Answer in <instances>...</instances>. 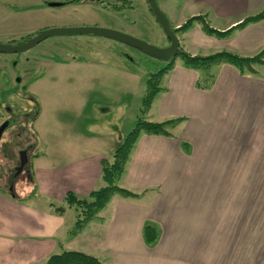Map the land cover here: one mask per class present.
<instances>
[{"label":"crops","instance_id":"0c3cea01","mask_svg":"<svg viewBox=\"0 0 264 264\" xmlns=\"http://www.w3.org/2000/svg\"><path fill=\"white\" fill-rule=\"evenodd\" d=\"M158 6L168 22L177 8L203 16L216 31L230 29L218 38L225 40L224 51L252 57L264 50V18L235 27L258 14L264 0H180L178 6L162 0ZM177 37L188 53V30ZM198 37L205 46L213 43V36ZM197 51L188 54L199 56ZM73 66L86 72L101 67ZM214 67L213 85L199 90V73L174 62L147 115H156V122L184 120L170 129L171 137L140 136L119 181L139 197L115 195L121 199L78 231L73 208L58 215L49 204H61L67 193L85 198L102 187L101 161L124 135L118 130L103 135L93 119L77 131V141L72 130L67 141L47 143L51 165H36L32 183L17 195L0 193V264H47L67 251L92 255L102 264H264V57L253 73L227 64ZM90 77L73 80L82 103L95 93L90 80L96 78ZM146 224L156 230L152 245L143 239Z\"/></svg>","mask_w":264,"mask_h":264},{"label":"rangeland","instance_id":"374dc122","mask_svg":"<svg viewBox=\"0 0 264 264\" xmlns=\"http://www.w3.org/2000/svg\"><path fill=\"white\" fill-rule=\"evenodd\" d=\"M161 1L156 0L158 5ZM63 2L0 0V44L16 46L24 38H32L48 29L88 24L119 31L158 48L169 44L146 0H128L126 6L112 8L99 4H48ZM169 2L178 6L180 0ZM175 11V18L169 19L171 29L173 24L178 21L183 24L191 17L186 10L176 8ZM201 30L202 25L197 23L188 30V53L194 52L196 47L199 56L224 50L225 40L214 36L209 37L212 45L202 44L203 39L197 36H207ZM199 40L201 46H197ZM176 60L181 62L180 58ZM167 62L123 41L99 35H55L23 53L0 52V122L17 116V122L5 130L0 139V193L14 196L30 186L34 167L43 169L52 163V159L45 156V145L67 141L72 130V138L77 141V131L93 124V119L103 135L116 130L121 135L128 134L140 117L146 78ZM87 63L101 67L98 72H86L82 67L73 66ZM124 73H131V80L129 76L125 79ZM84 76L96 78L90 80L95 84L94 88L90 86L95 93H91L86 103L79 101L74 82L80 77L86 79L82 78ZM36 81L37 86L33 87ZM97 81L100 86H96ZM70 83L73 84L66 86ZM145 119L159 123L156 115H146ZM25 144L29 145L27 171L30 177L23 172L15 178L13 168ZM32 193L37 194L34 185ZM120 197L115 196L109 204ZM73 213L71 210L68 217Z\"/></svg>","mask_w":264,"mask_h":264},{"label":"trees","instance_id":"16d2710c","mask_svg":"<svg viewBox=\"0 0 264 264\" xmlns=\"http://www.w3.org/2000/svg\"><path fill=\"white\" fill-rule=\"evenodd\" d=\"M150 13L151 10L149 9ZM152 15V13H151ZM264 18V6L262 10L252 17L245 18L235 27H243L248 23L256 22ZM199 22L202 25V31L207 36L216 38H224L230 31H216L211 28L203 16H192L188 18L178 28H170V30L178 35L189 30L192 25ZM161 29V28H160ZM165 37V36H164ZM30 38V37H29ZM23 40V43L26 42ZM167 40V38L165 37ZM264 50L252 57H241L229 51H219L208 56H192L181 48H178L174 57L168 60L167 65L154 73L149 74L146 78V91L141 100V108L139 110L140 117L136 120L132 130L126 134L120 144L108 159L101 161V181L104 185L92 191L87 197L79 198L73 193H67L61 204L50 203L49 207L58 215L63 214L67 208H73L77 213L74 232L80 230L88 222L96 218L98 213L109 203L113 196L118 195L122 198L136 199L139 197L125 188L119 186V181L123 176L126 166L130 160L132 151L134 150L141 135L171 137L172 129L176 124L184 119H170L159 123L150 122L145 119L152 105L161 92V81L163 77L173 68L176 58H180L185 68L197 71L199 73L195 82V88L199 90L209 89L214 83V76L211 68L220 64H227L240 73H253V67L263 63ZM183 147L186 144L182 143ZM156 230L151 225L146 224L143 228V239L146 244L152 245L156 241ZM47 264H102L101 261L88 254L75 251L63 252L60 255L51 256L47 260Z\"/></svg>","mask_w":264,"mask_h":264},{"label":"water","instance_id":"95a60500","mask_svg":"<svg viewBox=\"0 0 264 264\" xmlns=\"http://www.w3.org/2000/svg\"><path fill=\"white\" fill-rule=\"evenodd\" d=\"M149 9L151 10L152 16L154 17L157 24L160 26L164 36L167 38L169 44L166 47L158 48L153 45H150L144 41H141L137 38L131 37L119 31H114L106 28L98 27H68V28H57V29H48L38 33L36 36L29 38L26 42L18 44L16 46H6L0 44V52L2 53H23L48 37L55 35H99L108 38L117 39L128 43L129 45L139 49L145 54L157 56L164 58L166 60L171 59L175 56L179 48V39L176 34H174L169 27V22L164 13L159 8L156 0H146ZM50 6H59V3H49ZM7 124H4L0 127V137L5 130ZM25 152H21V166L26 164Z\"/></svg>","mask_w":264,"mask_h":264},{"label":"flooded vegetation","instance_id":"af4514ba","mask_svg":"<svg viewBox=\"0 0 264 264\" xmlns=\"http://www.w3.org/2000/svg\"><path fill=\"white\" fill-rule=\"evenodd\" d=\"M116 3H121V5H117ZM49 4V3H48ZM59 4H65V5H71V4H79V5H90V4H99L102 6H107V7H117V6H126L128 4V0H64L63 3H59ZM94 26V25H93ZM86 27H90V26H86ZM92 27V26H91ZM29 38V37H27ZM27 38H24L23 40H26ZM23 40L19 43H23ZM66 64V63H64ZM17 122V116L16 117H11V118H7L5 120H2L0 122V127L3 126L4 124H7L5 130L9 129L10 127H13L14 124ZM4 130V131H5ZM3 131V133H4ZM2 133V135H3ZM1 135V137H2ZM0 137V139H1ZM26 145V144H25ZM25 152V160H26V164H24L23 166H21V152ZM29 151V145H26L25 148L21 149V152L18 156V161L16 162L13 171L15 174V178L17 176H19L20 174H22L23 172L26 173V177H30L29 172L27 171V166H28V159H27V153ZM12 189V188H11Z\"/></svg>","mask_w":264,"mask_h":264}]
</instances>
